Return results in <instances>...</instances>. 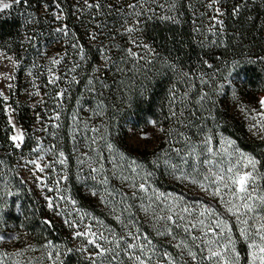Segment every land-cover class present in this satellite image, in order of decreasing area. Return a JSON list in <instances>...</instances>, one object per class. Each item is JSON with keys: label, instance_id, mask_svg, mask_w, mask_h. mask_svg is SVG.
I'll return each mask as SVG.
<instances>
[{"label": "snow or ice", "instance_id": "obj_1", "mask_svg": "<svg viewBox=\"0 0 264 264\" xmlns=\"http://www.w3.org/2000/svg\"><path fill=\"white\" fill-rule=\"evenodd\" d=\"M219 3L220 0H210L208 3V7L214 10V15L209 17V32L212 35H218L222 31L223 21L218 17L224 13L220 8L214 7ZM84 4L89 9L94 8L97 13L103 14L100 0L94 2L84 0ZM13 5L31 6L29 0H0V13L12 8ZM42 7L47 9L50 6L44 3ZM56 8H60L59 3L56 4ZM107 8L110 13L123 11L119 31L129 35L132 47L122 48L119 45L103 44L98 47L103 62L97 64L89 75L83 78L86 81L85 92L95 100V107L89 105L85 108L82 104L80 111H88L91 115L81 120L79 113L73 114L74 123L71 127L74 154L79 157L78 163L83 179L86 181L90 179L104 189L108 199L101 202L108 207L117 223L121 225L120 231L106 225L91 213L81 212L76 208L77 201L65 194L66 183L71 175L69 167L71 157L60 150L57 144L45 147L38 140L32 149L35 155L29 158L21 155V159L16 162L17 166L29 172L30 179L22 173H16L18 182L34 184L45 192L44 200L50 210L57 216L71 217L66 218L64 223L74 230L72 239L80 242V247L76 250L88 254L89 264H241L236 247L238 240L241 239L248 249L246 264H264V183L260 182L264 181V173L259 172L257 167L262 162L240 151L230 139L217 141L215 132L208 134L204 129H200V137L197 139L190 137L183 130L184 127L189 129L196 127L194 123L189 122L196 113L188 114V107L192 104L203 107L210 99L208 93L204 91H198L196 97L191 96L193 88L196 87L194 83L196 79H199L201 85H207L212 79L208 73H201L196 77L191 72L180 70L178 74L187 87L181 95H177L175 85L170 90L168 117L178 126L171 129L161 128L160 131L165 134L169 143L173 138L177 143L183 140L179 148L167 150L175 152V156L169 155L164 159L165 166L170 167V174L182 183L199 188L209 200L215 201V205L204 200L186 201L177 194L159 193L150 183L152 171L146 170L140 161L120 152L104 135L106 128L90 123L93 117L104 116L105 93L112 87L106 78L108 72L115 69L123 75L131 69L121 67L122 64L144 69L146 65L153 64L155 59L159 58L151 46L142 42L141 37L137 35L142 31L141 22L149 18L177 22L176 16L171 14L177 9L176 0H127L126 3L109 0ZM232 11L233 15H238L241 6L233 5ZM54 15L57 20L61 18L59 13ZM25 19L31 23L30 15ZM196 31L199 33L202 30L198 27ZM55 32L64 37L70 35L66 25L57 26ZM28 39L31 41V37ZM89 40L95 43L98 40V33H90ZM203 43L202 41V45ZM71 46L78 51L79 60H75L71 68L58 75L55 67L61 64L63 58L51 59L49 63L52 67L48 68L47 85L56 86L62 80L69 84L81 83V79L77 78L78 69L87 60L86 49L79 40ZM113 47L121 54L119 58L110 54ZM136 49L140 51L137 52ZM204 63L209 68L213 67L207 61ZM168 66L172 71H176L174 64ZM5 78L13 79L10 75H5ZM8 87L11 88L12 85L9 84ZM33 87L37 90L32 94L41 95L34 82ZM69 91L70 89L65 87L51 95L55 107L48 116L47 124L42 117L37 116L41 124L39 131L54 135L50 129H59L62 126L60 109ZM44 95L49 93L45 92ZM0 98L7 104V97L2 90ZM87 103L85 101V104ZM258 103L259 108L253 107L249 110L245 107L242 111L250 112V119L254 121L251 128L258 130L260 138L264 139V98ZM5 111H9V108H5ZM9 123L12 125L13 134L8 139L14 149L22 152L25 132L11 119ZM152 123L155 125L156 122ZM101 124L103 125V121ZM49 153L52 154L51 159L46 160L45 156ZM159 162L160 158L157 157L156 163ZM5 166V161L0 158V200L6 195H14L12 181L4 179L7 175L4 171ZM85 168L87 172H84ZM8 171L15 172V169L9 168ZM112 180H118L120 188L115 187L111 183ZM96 194L93 192V195ZM68 205H71V210L65 211ZM73 211L76 213L75 216ZM86 220L92 223H87ZM145 221L152 226L155 237L143 231ZM43 223L48 227H54L48 219ZM43 248L47 252V259L52 264H58L62 255L60 247L53 241H47ZM27 250L38 249L29 245L28 249L17 251L14 255L22 257ZM66 251L71 252L73 249L69 248ZM9 262L20 264L19 261L12 259L11 254L0 252V264Z\"/></svg>", "mask_w": 264, "mask_h": 264}, {"label": "rangeland", "instance_id": "obj_2", "mask_svg": "<svg viewBox=\"0 0 264 264\" xmlns=\"http://www.w3.org/2000/svg\"><path fill=\"white\" fill-rule=\"evenodd\" d=\"M78 1L82 4L83 8H80L81 14L77 22L79 20L83 21V17L87 15V13H82V10H89L84 4V0ZM89 2H94V0H89ZM114 2L126 3L127 0H114ZM209 2L210 0H196V5L199 6L198 11L192 14V23L194 25H197L199 20H201L202 27L198 25L196 29L198 27L201 28V34H203L202 36L204 38V43L206 42L205 46L207 49L210 51H218L216 49L217 47H215L218 43L212 44L209 41H220L221 45H223L222 47H225L228 41L227 38H232L236 47L241 46L240 42H243L245 39L243 35L248 32L249 28H253L251 25L253 22L256 24V39L264 50V0H220V3L214 6L215 8H220L224 13L223 16L218 17V19L223 21L222 31H220L218 35H212L211 32H209V17L214 15V10L208 7ZM29 3L31 5L30 7L13 5L12 8L0 13V23H4L8 20L20 19V21L16 20L12 22V25H14L16 29L12 35L3 36L0 31V90H2L7 97V104H5L3 98H0V158L5 161L6 165L4 171L7 172V175L4 179L12 181V191L14 193V195H6L0 200V252L11 254L12 259L19 261L20 264H29V262L30 264H37V262H39V264H52V262L47 259V252L44 250L43 245L47 241L53 240L50 239L49 236H45L40 229L32 232V226L28 225L25 214L32 211L34 209L33 206L38 207L42 204L46 206L47 213L58 221L65 220L66 218L71 219V217H66L65 215L57 216L54 211L50 210L44 200L45 192H42L41 189L34 184H20L16 173H22L28 176L29 179L30 173L19 168L16 162L21 159V155H23L24 158L35 155L32 149L36 146L38 140H40L45 147L52 144L59 145V149L63 150L66 155L71 157L69 165L71 175L66 183L65 194L77 201L76 208L81 212L91 213L102 220L106 225L111 226L116 231H120L121 225L117 223L108 207L101 202L102 200L108 199L104 189L90 179L87 181L83 179V173L80 171V165L78 163L79 157L74 154L75 150L72 139L73 129L71 125L74 123L72 120L73 114L79 113L81 120L91 115L88 111H80L82 104L85 108L89 105L95 107V100L89 97L85 92L86 81L83 78L87 77L97 64H102L103 62L98 47L101 44L105 46L119 45L122 48L132 47V45L129 35L119 31L123 20V11L120 13L111 12L115 17L112 24L105 25L100 22V24H98L100 27H95L93 29L85 24L83 25L82 39L91 45L93 54L88 58V54L86 53L87 60L83 62L78 69L77 78L81 79V83L69 84L62 80L58 82L56 86L47 85L48 68L52 67L49 63L50 60L63 58L61 64L55 67V71L58 75L66 72L68 68L73 66L75 60H79L78 51L72 48L71 45L77 40L80 42V39L78 36L72 35L73 33L68 30L69 28L66 24V20L63 17V8L60 4V8H56V3L58 2L54 4L51 0H29ZM44 3H47L50 7L45 9L42 7ZM100 3L103 9L109 11L107 8L109 0H100ZM237 4L241 6V12L238 15H233V5ZM56 13L60 14L61 18L59 20L55 19L54 14ZM171 14L175 15L177 21H179L178 19H180V16L177 11ZM29 15L31 16V23H28L25 19ZM158 20H160L161 24H175L171 21L149 18L144 19L140 27L142 28L146 21L156 23ZM82 21H80V23ZM238 21H241L243 25L238 31L235 32L233 26L227 29L228 22L236 23ZM63 25H66L70 34L68 37H64L62 34L55 32L57 26ZM94 32L98 33V40L95 43L89 40V34ZM137 35L141 37L142 42L151 46L154 52L158 54L159 58L155 59L153 63L155 67L159 68L160 65H162L161 68L166 67L167 61L165 56L152 46L141 32L137 33ZM28 37H31V41H29ZM136 51L139 52L140 49H136ZM110 54L116 58H119L121 55L116 47L112 48ZM242 55L244 56L242 58L244 61L253 62L256 59L252 56V53L248 51L243 52ZM236 59L238 63L233 64L235 67L225 66L213 70H209V67H207L204 69V72H200V74L208 73L209 76L212 77L209 84L203 87V90L207 92L208 95L217 96L223 114L222 122H219L214 114V116H209L212 118V121L207 122L205 125L201 124L200 129H204V132L208 134L215 132L217 134V141L221 139H230L234 141L236 148L245 154L254 156L262 162V164L257 167L259 172L264 173V152L261 156H257L256 154L259 153L258 151L254 153L244 151L240 146V142L237 140L239 137L238 135L242 134L244 131L245 137L250 141L254 140L258 142L261 152L264 151V139L260 138L258 130H253L251 128V124L254 123V121L250 119V112L242 111V108L245 107L249 110L253 107L259 108L258 101L264 98V83L258 87L260 92L255 93V90L250 88V85L246 82L245 76L243 75L244 73H241V66L239 65L240 60L238 58ZM257 60L264 70V51ZM153 64L146 65L144 69H136L131 64H122L121 67H128L131 69V71L123 75L116 72L115 69L108 72L106 78L112 87L109 92L105 93L106 108L104 116L93 117L90 123L95 124L97 127L103 126L106 128L104 135L120 152L140 161L145 166L146 170L152 171L153 175L150 183L153 189L161 193L157 190L156 186L153 185L155 183L153 176L157 173V168H159L161 164L167 179L179 181L170 174V167L165 166L164 159L169 155L175 156V152H168L167 150L173 147L179 148L183 140L177 143L173 138L172 142L169 143L168 138L160 131L161 128L171 129L172 122H168L167 118L163 116V109H161V106L158 104L153 108L152 112L148 111L147 117L143 118V112L140 108L144 101V89L148 83H152V79H154L155 74L152 72ZM30 72L32 73L31 75L29 74ZM230 72L231 75H229ZM5 75H10L13 79H6ZM262 77L264 81V71L262 72ZM205 79H208V77H205ZM33 82L38 86L41 95L37 96L32 94L37 90L33 87ZM9 84L12 85L11 88L8 87ZM45 85H47V87H45ZM65 87L69 88L70 91L64 98L63 107L60 109V123L62 126L59 129H50L54 135L39 131L41 124L37 120V116L39 115L42 117L45 124L48 123V116L52 114L55 107V102L51 98V95L55 91H59ZM45 92H48L49 95H44ZM136 96H138V101L136 100ZM170 97L171 92L166 99L167 105H163L166 109L170 105ZM85 101L88 103L85 104ZM5 108H9V111H5ZM138 118L143 119L144 122L139 121ZM10 119L18 128L25 132V144L22 146V152L19 149H14L8 139V137L13 134L12 125L9 123ZM101 121H103V125ZM153 121L156 122L155 125L152 123ZM225 123L229 125V128H225ZM200 129L195 130L194 133L189 136L199 139ZM234 129L240 132L234 131ZM87 135H91V133H87ZM86 144L87 142H85V146ZM51 156L52 154L49 153L45 156V159H51ZM157 157L160 158V164L156 163ZM145 162L147 164H145ZM148 162H150V164H148ZM154 165L155 168H153ZM9 168L15 169V172L8 171ZM84 172H87V168L84 169ZM260 182L264 183V181ZM111 183L117 188L121 186L118 180H112ZM183 184L190 190L202 192L199 188L189 183ZM72 185H74L73 188H75L76 191H74ZM32 191L35 193L34 195ZM93 192L97 194L93 195ZM48 195L54 194L48 193ZM33 196L40 199V204L35 202L36 200ZM33 199L34 202L31 201ZM30 202H32V204ZM68 210H71V205H68L65 209V211ZM73 215H76L75 211H73ZM86 222L92 223L90 220H86ZM145 222L148 223L147 221ZM148 227L151 228L152 226L148 223ZM62 230L63 238L69 243L68 247L64 248L62 246L65 242L61 244L58 240L53 241L60 247L61 253L69 254L74 257L77 255L84 264H89L88 254H82L80 251L76 250L80 247V242L72 239L74 230L70 229L65 223ZM29 245L38 250H27L22 257H16L14 255L17 251L28 249ZM69 248L73 249V251H66ZM9 264H11V262H9Z\"/></svg>", "mask_w": 264, "mask_h": 264}, {"label": "trees", "instance_id": "obj_3", "mask_svg": "<svg viewBox=\"0 0 264 264\" xmlns=\"http://www.w3.org/2000/svg\"><path fill=\"white\" fill-rule=\"evenodd\" d=\"M51 2L54 4L58 2L61 5V7L63 8V17L65 18L66 24L69 28L68 30H70L71 33H74L75 36L79 37L80 43L85 47L86 53L88 54L89 58L93 54V51L91 49V45L89 43H86V41L82 39L83 25L86 24V26L93 29L97 27L96 25L100 24V22L101 24L104 23L105 25H108L110 23L112 24L115 20L114 15L105 9H103L102 15L97 13L94 8L89 9L88 11H84L83 9L82 13H87V15L86 17H83V21L79 20L77 22V19L80 18L81 14L80 8H83L82 4L79 3L78 0H51ZM176 4V11L180 16V19H178L179 21H177L175 24H161L160 20L156 21V23L146 21L145 25L141 28V34L148 40V42H150L152 46H154L165 56L167 64H174L176 66V71H172L167 64L164 68H161L162 65L157 68L155 67V64H153L152 72H154L155 74L154 79H152L153 82H149L146 88L144 89V101L142 102V107L140 109L143 112L142 115L144 118L147 117L148 113L152 112L153 108L158 104L159 106H161V109H163V116L167 118L168 122H172L171 128L177 127L178 125L175 121L168 119L170 115V109L169 107L166 109V107H163V105H167V96L170 94V90L173 88L174 85L177 88V95L183 94V90L186 89L187 85L183 83L180 75L178 74L181 69L186 72H191L194 76L198 77L200 75V72H204V69L208 67L207 64L204 63L205 61L213 65L212 68H209V70H213L217 68H223L225 66H233V64L238 63L236 61V58H238L240 60L239 62L241 63H239V65L241 66V73H244L243 75L245 76L246 82L250 85V88L255 90V93L260 92L258 87H260V85L264 83L262 77V72L264 70L261 68L260 62L257 60V58L261 56V53L264 50L261 48L262 45L256 39L255 23H251L253 27L252 29L254 30L249 28L248 32L243 35L245 39L243 42H240L241 46L236 47L232 38H227L228 41L226 42L225 47H222L223 45H221V42L219 41L218 44L215 45L218 51H210L205 46L206 42L202 45V41L204 42V38L202 36L203 34H201V32L198 33L196 31V27L198 25L199 27H202L201 20H199V23L197 25H194L192 23V14L197 12L199 7L196 5V0H176ZM16 20L20 21V19H14L5 21L4 23H0V31L3 36L12 35L15 32L16 29L15 26L12 25V22ZM80 21L82 22L80 23ZM227 25V29H230L232 28L231 26H233V30L235 32L243 27L241 21H238L236 23L228 22ZM247 51L249 53H252V56L256 58L255 61L248 62L242 59L244 57L242 53ZM190 83L192 82L190 81ZM194 83L196 87H194L191 92L192 97H196L198 91H204L203 87L209 84L208 83L207 85H201L199 79H196ZM209 96L210 99L203 107H200L196 104H192L188 107V114H191L193 112L196 113L193 119L189 121L190 123H194L196 127L191 129L184 127L183 129L185 132L188 133V135H191L194 133L195 130L200 129L201 124L205 125L207 122L212 121V118L209 116H214V114L216 115L217 120H219V122H222L223 114L220 109L221 105L217 100V96ZM136 100L138 101V96H136ZM138 120L144 122L143 119L138 118ZM225 124V128H229V125H227V123ZM234 131L238 130L234 129ZM238 136L239 137L237 138V140L240 142V146L244 151H248L250 153L258 151L259 153L256 154L257 156H261L263 154L264 151L261 152L259 148L260 145L258 144V142L254 140L250 141L247 137H245L244 131ZM145 164L147 163L145 162ZM148 164H150V162H148ZM153 168H155V165L153 166ZM162 168L163 167L160 164V167L157 168V173L153 176V178L155 179V183L153 185H155L157 190H159L161 193L177 194L179 196L184 197L187 201L204 200L205 202L212 203L215 205V201L209 200L208 196L205 193L190 190L188 187H186L183 183L179 181L167 179L164 174L165 171H163ZM73 187L74 185H72V188ZM73 189L74 191H76L75 188ZM32 193L33 195L35 194L33 191ZM33 197L36 200L35 202L40 204V199L35 196ZM31 201L34 202V199ZM32 202L30 203L32 204ZM33 208L34 209L32 211H29L25 214L28 225L32 226L31 231L35 232L40 229L41 232L45 234V236H49L50 239H52L53 241L58 240V242L61 244L65 242V244H63L62 246L64 248L68 247L69 243L63 238L62 230L65 220L58 221L51 217L47 213L48 211L45 205L41 204V206H33ZM45 219L50 220L54 227H48L47 225H45L43 223ZM143 231L155 237L152 227L149 228L148 223L146 222H144L143 224ZM236 235L238 236L239 234L237 233ZM237 250L242 260L241 264H246V260L248 257L247 248L242 239L238 240L237 242ZM170 251H175V249H170ZM58 264L84 263L81 259L77 257V255L76 257H74L69 254L63 253Z\"/></svg>", "mask_w": 264, "mask_h": 264}]
</instances>
